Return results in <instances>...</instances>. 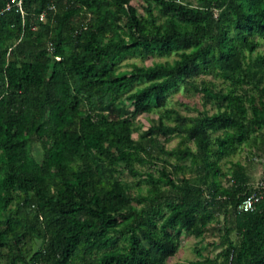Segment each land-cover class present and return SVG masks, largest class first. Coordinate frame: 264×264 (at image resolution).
<instances>
[{
	"label": "trees",
	"instance_id": "16d2710c",
	"mask_svg": "<svg viewBox=\"0 0 264 264\" xmlns=\"http://www.w3.org/2000/svg\"><path fill=\"white\" fill-rule=\"evenodd\" d=\"M132 1L0 14V264H166L183 234L213 233L215 256L186 264H264V190L238 213L247 164L221 167L264 157V0ZM179 87L202 110L167 108Z\"/></svg>",
	"mask_w": 264,
	"mask_h": 264
},
{
	"label": "rangeland",
	"instance_id": "374dc122",
	"mask_svg": "<svg viewBox=\"0 0 264 264\" xmlns=\"http://www.w3.org/2000/svg\"><path fill=\"white\" fill-rule=\"evenodd\" d=\"M132 4L137 6L139 10H141V4H143L142 1L140 0H133ZM258 53L264 54V43H262L259 47L258 50L253 53V57L257 55ZM176 58V54H171V55H157L153 57H147L143 59L140 56L133 55L129 56L127 55L124 57L121 62L120 66L121 69H129L130 65L132 63H137V64H150L153 61H165V60H173ZM204 80H212L216 85L221 86L222 82L220 79H213L210 76H200L199 78L196 79L197 83H200L201 81ZM199 94H195L192 91H185L183 87H179L175 90H173L168 97V102H167V108L170 109H175L178 110L181 114L191 116L197 114L198 110H202V105L199 103L198 100ZM210 109L209 107H207ZM212 109H210V112ZM163 109H156L152 113L149 114H141L136 118V124L140 125L141 132L142 130H146L149 128V126L152 123V120L156 119L157 116L159 115L158 113H163ZM170 115L172 113L170 112ZM172 119L167 120L169 123L172 124ZM139 132H134V136L137 137ZM179 137H173L170 141H168L165 146L167 149H172L177 147L179 143ZM245 149L239 151V148L237 151H235L234 154H232L231 157L226 158L221 161V167L222 171L228 172L229 168V162L228 160L236 161V160H242L244 163L247 164L248 171L250 174V179L252 181H256L260 178V176L264 173V164L260 163L259 161H250L248 160L249 155L244 152ZM169 160H174V158L169 157ZM124 178L126 180L131 181L132 178L129 177L127 174H123ZM142 186H145V183L141 182ZM218 233H213L212 235L207 234L205 237H194L191 235H186L183 234L181 236L180 242H179V249L177 253L170 257L169 259L166 260V264H186L187 262L194 261L198 259L197 255V249H201L203 255L207 256H215V254L220 250L218 245L216 244L215 241H219L218 239ZM38 245H42L43 242L38 241Z\"/></svg>",
	"mask_w": 264,
	"mask_h": 264
},
{
	"label": "built area",
	"instance_id": "2783aa9c",
	"mask_svg": "<svg viewBox=\"0 0 264 264\" xmlns=\"http://www.w3.org/2000/svg\"><path fill=\"white\" fill-rule=\"evenodd\" d=\"M24 0H9L3 8L0 9V14L4 12H8L14 10L19 13L22 17L24 16V8H23ZM45 18V14H40V19L43 20ZM260 161L264 164V157L260 159ZM264 190V173L260 176V178L256 181H252L248 184V191L241 203L237 207V212H249L256 209L257 204L261 199V191Z\"/></svg>",
	"mask_w": 264,
	"mask_h": 264
},
{
	"label": "clouds",
	"instance_id": "9594fccd",
	"mask_svg": "<svg viewBox=\"0 0 264 264\" xmlns=\"http://www.w3.org/2000/svg\"><path fill=\"white\" fill-rule=\"evenodd\" d=\"M7 2H8V1H7ZM7 2H6V3H7ZM4 6H5V5H4ZM4 6H3V7H4ZM3 7H1V8H3ZM1 8H0V9H1ZM11 11H14V10H11ZM8 12H10V11H8ZM14 12H15V11H14ZM4 13H6V12H4ZM16 13H17V12H16ZM2 14H3V13H2Z\"/></svg>",
	"mask_w": 264,
	"mask_h": 264
}]
</instances>
